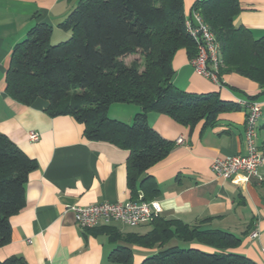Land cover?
<instances>
[{
    "label": "crops",
    "instance_id": "1",
    "mask_svg": "<svg viewBox=\"0 0 264 264\" xmlns=\"http://www.w3.org/2000/svg\"><path fill=\"white\" fill-rule=\"evenodd\" d=\"M195 1L183 0L185 16ZM78 2L0 0V134L37 163L25 185L24 207L9 218L11 239L0 248V262L18 257L26 264H114L110 253L124 246L131 250V264H141L159 250L158 245L145 247L135 241L152 230L150 223L137 227L101 223L82 231L74 221L73 207L126 203L136 197L127 186L128 152L109 143L86 141L82 124L70 116L50 117L48 104L41 99L24 106L6 92L5 77L14 46L40 24L52 29L50 43L67 40L69 33L59 25ZM239 6L234 26L249 30L254 38L263 36L264 0H239ZM171 68L172 85L187 95L217 94L220 101L237 103L262 92L256 83L237 74L220 78L235 92L199 75L184 50L175 53ZM257 102L262 111L256 144L264 147V94ZM139 111L134 105L113 104L108 115L130 124ZM245 114L244 108L228 110L218 114L213 126L200 122L190 129L166 115L148 113L149 127L173 145L168 156L142 178L151 177L158 187L149 200L160 203L159 218L199 225L201 230L229 232L241 240L231 252L264 264V164L260 182L243 173L221 180L210 170L215 158L245 153ZM29 132L37 133L39 140L29 141ZM178 139L182 143L177 144ZM205 219L210 221L203 223ZM108 230L116 233L115 240ZM181 245L176 240L167 243L168 247Z\"/></svg>",
    "mask_w": 264,
    "mask_h": 264
},
{
    "label": "trees",
    "instance_id": "2",
    "mask_svg": "<svg viewBox=\"0 0 264 264\" xmlns=\"http://www.w3.org/2000/svg\"><path fill=\"white\" fill-rule=\"evenodd\" d=\"M190 11L201 15L220 46L218 83L228 88L220 79L224 74L244 77L262 89L258 96L246 98L257 101L264 94V35L254 38L249 30L234 26L239 0H196ZM184 21L183 0H79L59 25L69 33L67 40L52 45V29L40 24L14 46L6 92L24 106L38 99L47 102L46 112L52 118L72 117L83 125L88 142L126 150L127 186L136 195L133 200L143 193V200L151 201L158 187L151 177H142L168 156L173 144L149 127L146 115H166L193 129L200 122L213 126L221 112L242 109L220 101L217 94L191 96L172 85L175 53L184 50L189 60L197 55ZM133 55L142 61L126 65L124 59ZM113 104L134 105L140 111L127 124L108 117ZM36 169L35 160L0 134V248L10 242L9 218L24 207L25 185ZM150 224L152 230L135 241L145 247L158 245L159 250L141 264H255L231 252L241 240L229 232L201 230L199 225L159 217ZM108 234L117 238L112 230ZM171 240L187 247H168ZM109 259L114 264H131L132 253L118 246ZM0 264L26 263L10 257Z\"/></svg>",
    "mask_w": 264,
    "mask_h": 264
},
{
    "label": "built area",
    "instance_id": "3",
    "mask_svg": "<svg viewBox=\"0 0 264 264\" xmlns=\"http://www.w3.org/2000/svg\"><path fill=\"white\" fill-rule=\"evenodd\" d=\"M202 1V0H198ZM184 29L197 47V55L189 60L190 65L199 75L218 83L217 71L221 65L220 46L201 15L189 11L185 16ZM246 110L244 121L243 155L226 158H215L210 170L216 178L232 180L238 173L260 182V168L264 164V147L256 144L258 122L261 117V104L257 101L243 100L235 103ZM28 139L37 142L39 135L29 132ZM182 143V139L176 141ZM74 221L81 230L93 229L98 224L121 223L127 227H137L152 222L161 213L157 201H144L138 193L135 200L126 203L103 202L88 207L71 208ZM264 253V250H261Z\"/></svg>",
    "mask_w": 264,
    "mask_h": 264
},
{
    "label": "rangeland",
    "instance_id": "4",
    "mask_svg": "<svg viewBox=\"0 0 264 264\" xmlns=\"http://www.w3.org/2000/svg\"><path fill=\"white\" fill-rule=\"evenodd\" d=\"M65 41V40H64ZM63 42V41H62ZM52 44V43H51ZM53 45V44H52ZM134 60H138V61H142L141 59H140V56L139 55H133V56H128V57H126L125 59H124V63L126 64V65H129L132 61H134ZM110 118L112 117V114L111 115H108ZM112 119V118H111ZM187 247L186 245H181V247Z\"/></svg>",
    "mask_w": 264,
    "mask_h": 264
}]
</instances>
